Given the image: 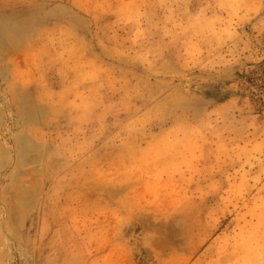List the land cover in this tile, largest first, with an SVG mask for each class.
I'll return each mask as SVG.
<instances>
[{"label": "rangeland", "instance_id": "374dc122", "mask_svg": "<svg viewBox=\"0 0 264 264\" xmlns=\"http://www.w3.org/2000/svg\"><path fill=\"white\" fill-rule=\"evenodd\" d=\"M0 264H264V0H0Z\"/></svg>", "mask_w": 264, "mask_h": 264}]
</instances>
